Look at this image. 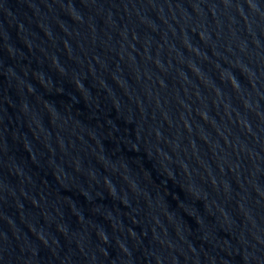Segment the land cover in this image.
Here are the masks:
<instances>
[{"label":"water","instance_id":"obj_1","mask_svg":"<svg viewBox=\"0 0 264 264\" xmlns=\"http://www.w3.org/2000/svg\"><path fill=\"white\" fill-rule=\"evenodd\" d=\"M0 264H264V0H0Z\"/></svg>","mask_w":264,"mask_h":264}]
</instances>
